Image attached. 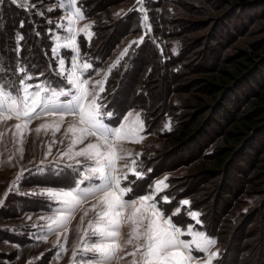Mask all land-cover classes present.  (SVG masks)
<instances>
[{"label":"trees","instance_id":"16d2710c","mask_svg":"<svg viewBox=\"0 0 264 264\" xmlns=\"http://www.w3.org/2000/svg\"><path fill=\"white\" fill-rule=\"evenodd\" d=\"M26 1L31 4L37 0ZM55 1L62 0H51L52 3ZM151 1L143 0L150 33L110 72L102 94L110 109L105 108L100 113L114 114L115 119L107 121L117 125L129 109L138 110L145 134L153 131V125L163 122L166 128L157 135L166 156L158 159L147 154L142 158L149 171L148 178L152 180L174 167L198 160V165H193L196 173L192 178L207 183L213 180L209 188L197 189L200 195L195 196L196 192L192 190L203 183L193 182L189 184L194 187L192 190L181 185L168 189L166 195L177 201L188 199L192 210L199 212L197 229L213 238L222 249L219 259L224 256L223 249L231 259L233 254L237 256V262L243 253L245 257L254 256L244 251L249 244L244 243L248 241L246 235L250 232H257L256 256L264 257V225L251 227L256 217L264 223V23H258L252 17L246 29L240 28L239 32L247 39L240 43L241 46L233 47L230 42L235 38L223 28L210 35L192 34L209 28L208 23L213 21L207 18V10L201 9L205 4L210 5V0H193L200 2L196 11H192L193 1L182 2L183 9L177 8V15H172L174 18L171 19L159 15L156 10L154 12L149 6ZM253 1L254 4H264V0H217L214 7L221 9L217 15L224 19L229 16L224 13L221 17L224 8H220V4L246 7ZM25 2L20 5L14 0H0V59L10 76L22 68L20 65L39 75L46 63L45 58L51 55L52 41L46 34L50 25L37 15L36 6L27 11L29 4L25 5ZM135 3V0L77 1L83 15L93 21L91 40L79 38L82 58L93 65L92 69L101 67L126 35L141 32L138 4ZM124 4L129 8L122 15L115 16L116 9ZM231 8L228 11L234 9ZM176 23L178 27L170 26ZM257 30L259 36L249 39ZM170 38L179 39L175 52L164 43ZM46 69L50 70L49 67ZM228 117L231 120L226 121ZM173 155H180L184 160L178 159L179 162L169 168L153 163L160 160L166 164ZM239 163L242 166H237ZM231 172L239 177L238 182L232 178ZM238 183H241L240 191L234 190ZM229 194L233 199L231 209L239 210L244 204L243 197L252 199L256 206H249L245 213L239 211L236 214L242 218V226L232 231L231 242L225 247L223 244L229 237L223 227L225 208L230 205L228 207L226 202L219 204L224 195ZM200 196L211 202L210 205L198 204ZM6 232H0L2 239ZM237 243L243 245L242 250H238ZM232 260L231 264H234L236 258Z\"/></svg>","mask_w":264,"mask_h":264},{"label":"rangeland","instance_id":"374dc122","mask_svg":"<svg viewBox=\"0 0 264 264\" xmlns=\"http://www.w3.org/2000/svg\"><path fill=\"white\" fill-rule=\"evenodd\" d=\"M14 1L20 5L23 1L25 2V0ZM44 1L37 0L31 4L28 1L25 2V5L29 4L27 11L36 6L37 15L44 18L50 25V28L46 30V34L50 35V40L52 41L51 55L45 58L46 63L41 73L39 75L28 71L22 73L19 71L20 68H18L10 76L8 75L9 71L3 68L1 64L3 60L0 59V79L9 83L14 90L24 87V85L20 84V80L23 78L25 79V83L29 85V92L36 91L37 89L33 86L39 84L41 88L68 93L67 96L55 98V103L62 104L71 100L74 93L78 94L77 90L69 83L72 79L71 74L74 72L79 80L88 81L87 87L95 95L96 102L100 105V111L103 112L105 108H109V103L107 100H104L105 98L102 97V94L110 72L120 61L126 60L133 48L143 40L145 35L150 33V25L144 7L145 3L143 0H135V5L138 4L137 9L140 15L141 32L126 35L116 45L107 61L101 67H94L92 69L93 65L82 58L79 49V38H84L87 41L91 40L93 21L83 15V20L76 18L75 23L70 25L67 16L72 9L68 7V0L55 1L54 3L51 0ZM216 1L210 0V5L205 4L204 7H201V9L205 8L207 10V18H211L213 21L208 23L209 28L206 27L208 29L205 28L206 30L203 29L202 31L192 33L193 36H201L203 33L210 35L217 29L223 28L224 32L227 31L228 35H232L235 38L234 40L230 38V46L239 47L241 46L240 43H243L247 39L239 35L241 34L239 33L240 28H245L252 17L257 19L256 22L264 23V4H254L255 2L253 1L246 7L231 6L234 8L232 11H228V9H232L228 5L220 4V8H224L221 17L224 16V13H228L229 16L220 19L217 14L221 9L214 7ZM182 2H187V0H152V4L149 6L151 9H154V12L157 11L159 15L171 19L174 18L172 15H177L179 7L182 8ZM155 3H158V6ZM61 4L65 6L61 7ZM155 6L157 7L155 8ZM192 6L194 9L192 11H196L200 7V2L193 1ZM174 7L176 10L173 9ZM128 8L129 6L126 4L120 5L115 11V16L122 15ZM196 18L198 19V17ZM191 19L194 18L191 17ZM85 25L88 26L87 30L81 31ZM177 25L178 23L176 25L171 24L170 26L178 27ZM69 27H72L74 32H69ZM257 36H259L258 30L253 31L249 39H255ZM73 37L76 41L75 45L67 46L69 45L70 38ZM178 40V38H170L164 40V43L170 45L169 50L175 52ZM58 45L59 47H57ZM53 49L57 50L54 52ZM61 61H63V64L60 63ZM85 64L90 65V67L85 68ZM18 66L16 65V67ZM20 66L23 68V65ZM48 67L50 70L46 69ZM28 76H31L32 79H26ZM101 87L103 91L100 90ZM13 94L15 95L16 92L14 91ZM19 94L23 95L22 92ZM41 97H51V91L41 92ZM92 98V96L88 97L89 100ZM87 102L86 100L85 103ZM28 103L30 104L31 101L29 100ZM48 107L51 108V105ZM129 113H132V116H129ZM137 113L139 114V120L142 121V130H138L135 135L129 136L127 140L119 142V154L123 159H119L116 162L115 171L112 173L119 180V188L124 189L121 199L129 203L136 201V206L139 207V201L142 197H151L147 202V210L141 209L138 217L140 215L148 216L153 210L151 206H154V209L160 212L163 218L170 219L172 224L180 230L181 234L178 239L190 245L189 249L183 250L185 255L193 257L189 261V264H207L212 253H217V255L211 258V264H231L234 258H236L234 264H263L264 257L256 256L258 251L254 247L257 232L247 233L246 239L248 241L244 242L245 244L249 243L244 247V251L255 255L251 258L245 257L242 251L243 257L241 256L242 259L238 258L239 262H237V256L235 257L231 253V255L233 254L231 259L229 253H226L224 249V256L222 259H219L221 248H219L217 243L208 246L203 251L197 247V233H203L206 237L213 239L203 231L197 229V226L200 224L199 212L192 210L190 202L188 205L182 203L185 200L189 201L188 199L177 201L168 197L166 192L168 189L173 190L181 185L187 186V190L189 191L194 188H191L189 184L193 182L196 184L197 182V184H203L195 186L192 191L196 192L195 196L197 194L199 196L200 193L198 191L201 188H209L213 180L207 183L201 179L192 178L196 173L192 168L194 164L198 165V160H194L186 166L174 167L171 171L164 172L150 180L148 178L149 171L144 167L146 166V162L144 163L142 158L147 154L151 156L155 155L158 159L165 158L166 154L162 151L161 139L157 135L166 128L163 122L153 125V131L150 134H145L141 112L135 109H129L117 125L111 124V121H107V119H115L114 114L111 112L101 114L99 119L106 126L117 128L121 124H130L136 120ZM126 117L127 119H125ZM229 120H231L230 117L226 121ZM77 121L78 116L65 113L64 120L61 121L60 114L49 115L46 114L43 108H37L36 112L32 113L29 117L21 116L17 119L13 115L12 119L0 123V230H7L4 239L1 238L0 234V264H83V261L92 255L85 253L83 250L94 241L99 242V237L91 236L93 228L89 227V223L91 222L94 226L97 221L96 211H100V208L98 207L96 211L90 209L93 205L97 204L102 193L89 196L86 203H83L72 211L71 217L67 219L66 223L57 227L52 223V219H56L61 212H66L67 209L57 199L46 195L44 191L46 189L70 191L76 188L83 189L93 184L99 185L104 183L98 177H93L91 180L87 179L92 175L88 171V168L95 166L92 161L77 158L81 161L77 164L75 160L63 156V153L68 151L73 135L69 133L66 136L65 131L68 125L76 124ZM54 122L61 124L59 132H54V128H49L47 131L42 129L39 133L35 131L42 124L47 123L51 125ZM25 123H27L26 129L23 128ZM17 124L22 126V133L16 129L15 125ZM96 142L95 137L89 136L85 144ZM83 146L77 145L73 151L79 150ZM178 159L184 160L180 155H173L168 159V163L166 164L160 162V160L153 161V163L164 168H169L175 162L178 163ZM247 159L249 160L250 158L247 157ZM237 166H242V163H239ZM230 175L236 182L239 181V177L235 176L233 172ZM165 178L167 179L165 180ZM82 180L83 183H81ZM161 180H165L167 187L162 186L161 190L158 191L156 185ZM240 185L241 183L236 184V189L234 186V190L240 191L238 188ZM112 190H116L114 181ZM165 197L167 200H165ZM199 199L198 204L202 203V205L209 206L211 203L207 202V200L205 201V198L202 200V196ZM223 199L219 206L224 202L228 204V207L230 205V208H225L224 205L227 213L224 219L226 223L223 227L229 235L225 244H223L226 247L231 242L230 235L232 231L242 226L243 220L241 217L238 218L236 214L239 211L245 213L247 207L252 206L251 208H254L253 206L256 205L252 199L243 197L244 204L240 206L239 210H234L231 209L232 196L230 194L224 195ZM235 203L233 206H235ZM177 210L179 211L177 212ZM85 211L88 213L86 216L84 215ZM131 212V208H126V214H130ZM191 213H197L198 215L194 218ZM220 219L222 220V217ZM259 220L257 217L254 218L251 227L264 225ZM11 226H15V228H11ZM49 227H51V230H49ZM131 227V224L122 222L119 229L120 236L115 239L122 246L123 250L117 251L116 257L111 261V264H132L133 259L140 258L139 252H137L136 257L128 255V253L136 250L137 244L144 243L143 239H134L132 244L125 243L130 238ZM141 231H143V228H141ZM241 239L239 242H241ZM238 246V250H242L243 245L238 244Z\"/></svg>","mask_w":264,"mask_h":264},{"label":"snow or ice","instance_id":"6c2138e0","mask_svg":"<svg viewBox=\"0 0 264 264\" xmlns=\"http://www.w3.org/2000/svg\"><path fill=\"white\" fill-rule=\"evenodd\" d=\"M77 5V0H68V7L72 9L67 16L69 24H74L76 18L83 20L84 16ZM61 4V7H64ZM87 25L81 29L86 31ZM69 32H74L72 27L68 28ZM90 35V33H89ZM76 41L70 38L69 45H75ZM59 47V45L57 46ZM57 49H53L55 52ZM63 64V61L60 62ZM85 68L90 65L85 64ZM20 72H25L23 68L19 69ZM72 79L69 83L77 90L78 94H73L71 100L67 103L57 104L55 98L59 96H67L68 93L57 92L48 88H41L39 84L33 87L37 89L34 92H29V85L25 83V79L20 80V84L24 85L22 89H13L9 83L0 79V123L8 119H12L13 115L17 119L21 116L29 117L35 113L37 108H43L46 114L56 115L60 114L61 121L64 120L65 113L78 116L76 124L68 125L65 135L73 134L71 144L68 151L63 153V156L75 160L77 164L81 161L77 158H84V160L92 161L94 167H89L88 171L92 174L87 179L91 180L93 177H98L104 183L99 185L93 184L90 187L83 189L76 188L70 191H53L51 189L44 190L46 195L57 199L67 209L66 212H61L56 219H52V223L57 227L66 223L67 219L71 217L72 211L87 202L89 196H95L97 193H102L96 205H93L90 210L96 211L99 207L100 211H96L97 221L95 225L90 222L89 227L93 228L91 233L92 237H99V242H93L84 248L85 253L92 254L83 264H111L115 259L117 251L123 250L122 246L115 238L120 236V227L122 222L131 224V235L126 244H132L133 240L143 239V244H137L136 250L128 253V255L136 257L137 252L140 253L139 259H133L132 264H189L193 259L191 255H185L183 250L189 249L190 245L178 239L180 230L176 228L170 219L162 217L161 213L154 209L148 216L138 214L141 209L147 210V202L151 197L144 196L137 202H125L121 199L124 189L119 188V180L116 179L112 173L115 171L116 162L123 157L119 154V142L127 140L129 136L135 135L138 130H142V121L139 120V114H136V120L130 124H121L117 128H110L101 122L99 119L100 105L96 102L95 95L90 92L87 87L88 81H81L72 74ZM26 79L31 80L32 77L28 76ZM99 83V82H97ZM103 91V88L100 89ZM16 92L14 95L13 92ZM51 91V97L42 98L41 92ZM22 92L21 96L19 93ZM89 96L93 98L88 99ZM31 101L29 104L28 101ZM88 101L85 103V101ZM51 105V108L48 106ZM22 106V107H21ZM5 113H7L5 115ZM110 115V114H109ZM132 116V113L128 114ZM127 119V117L125 118ZM16 129L23 132L20 124L15 125ZM27 128V123L23 125ZM49 128H54V132L61 130L60 123L42 124L35 129L39 133L42 129L47 131ZM78 133V135H77ZM89 136L96 138V143H87L85 141ZM77 145H84L79 150L73 151ZM135 163V161H133ZM167 178H165L166 180ZM165 180L157 183V190L161 187H167ZM113 181L115 184V191H113ZM83 183V180L81 181ZM119 193V194H118ZM165 200L167 198L165 197ZM188 205L189 201L182 202ZM126 208H131L132 212L126 214ZM179 210H177L178 212ZM88 213L85 211L84 215ZM195 218L198 214L191 213ZM143 228V231H141ZM51 230V227H49ZM197 247L200 250H206L208 246L214 245L215 240L206 237L203 233H197ZM217 253H212L207 264H211V258L215 257Z\"/></svg>","mask_w":264,"mask_h":264}]
</instances>
